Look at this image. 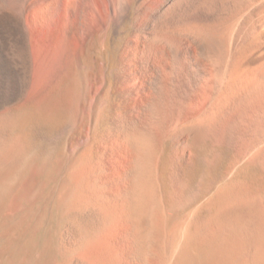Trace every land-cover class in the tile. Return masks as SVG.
Wrapping results in <instances>:
<instances>
[{
	"label": "bare ground",
	"instance_id": "6f19581e",
	"mask_svg": "<svg viewBox=\"0 0 264 264\" xmlns=\"http://www.w3.org/2000/svg\"><path fill=\"white\" fill-rule=\"evenodd\" d=\"M0 126V264H264V0H0Z\"/></svg>",
	"mask_w": 264,
	"mask_h": 264
},
{
	"label": "rangeland",
	"instance_id": "374dc122",
	"mask_svg": "<svg viewBox=\"0 0 264 264\" xmlns=\"http://www.w3.org/2000/svg\"><path fill=\"white\" fill-rule=\"evenodd\" d=\"M30 87L31 86H29L27 89H30ZM29 91L30 90H26V94H24V96H23V98H22V100L24 101V100H27L28 99V97H29ZM25 95H26V97H25ZM25 97V98H24ZM2 111H4V109H2ZM0 135L2 136V134H4V133H6L3 129H2V126H0ZM31 132V133H30ZM30 132H29V134L32 136L33 135V137L35 138V140L37 141V144L34 146V147H32L31 148V152H30V155L31 156H34L35 155V152H36V155H38V154H40V157H39V159L36 161L38 164H40V165H43V164H45L46 163V158L49 156V154L51 153V147L49 146V144H48V142H47V139L48 138H50L49 136L50 135H47V134H41V133H39V132H37L36 130H34L33 128L30 130ZM0 136V137H1ZM49 148H48V147ZM59 151V150H58ZM47 157H46V156ZM46 157V158H45ZM16 179H14V180H12L11 181V183H13L14 185L16 184V181L18 180V182L20 181L19 180V178H17V180L15 181ZM42 180L44 181V178H42ZM17 185V184H16ZM28 186V182L26 181V180H22V181H20V183H19V188H23V187H25V186ZM39 186V185H38ZM38 186H36V188L33 190H31V192H30V194L28 195L29 197H27V199H29L28 201L30 202H33V204H31V202L29 203V202H27L26 200L25 201H21V202H19L18 200H17V202H14V200H15V198L14 197H12L11 198V200L9 201V204H8V206H7V208L5 209V213H7L8 212V209H9V207L11 206V205H13V209H15V210H17V212L18 213H23V212H25L27 209H23L24 207H26V208H29L28 206H30V208H32V210H34V212L33 213H31V217L29 216V220H30V218H31V220H30V223H33L34 222V220H35V218H36V216H37V213H38V216L40 215V213L42 214V212H43V210L46 208L47 209V215H48V218L50 217V215L49 214H51V215H53L54 213H56V211H55V207H54V203L50 206V204H51V201L52 200H50L49 199V201H47L48 200V195L47 196H43L44 198H42V199H37V198H35V196L37 195V196H39V192L41 193L44 189L41 187V188H39ZM41 190V191H40ZM39 191V192H38ZM44 195H46L48 192H49V190H48V188H45V190H44ZM47 192V193H46ZM36 196V197H37ZM39 200V201H38ZM42 200V201H41ZM35 201H38V203L36 202L35 203ZM23 202V203H22ZM27 203H29V204H27ZM35 203V204H34ZM49 203V204H48ZM25 205V206H24ZM33 205V206H32ZM40 206V207H39ZM53 208V209H52ZM18 209H22L21 211L20 210H18ZM53 210V211H52ZM52 212V213H51ZM34 218H33V217ZM37 216V217H38ZM33 218V219H32ZM15 219H17V220H19L20 219V217L18 216V217H13V218H10L9 219V222H11V223H15ZM55 219H56V224H55V227H54V231L56 230V234H57V232H58V228H56L57 226H60L61 227V222L60 221H58V218L57 217H55ZM33 221V222H32ZM49 220L47 219V222H48ZM58 221V222H57ZM59 225H58V224ZM1 244V243H0Z\"/></svg>",
	"mask_w": 264,
	"mask_h": 264
}]
</instances>
